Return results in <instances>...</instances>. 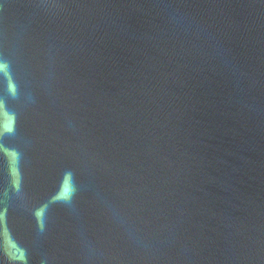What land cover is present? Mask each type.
<instances>
[{"label":"water","instance_id":"1","mask_svg":"<svg viewBox=\"0 0 264 264\" xmlns=\"http://www.w3.org/2000/svg\"><path fill=\"white\" fill-rule=\"evenodd\" d=\"M0 264H264V0H0Z\"/></svg>","mask_w":264,"mask_h":264}]
</instances>
